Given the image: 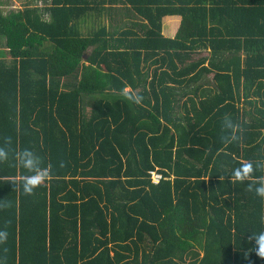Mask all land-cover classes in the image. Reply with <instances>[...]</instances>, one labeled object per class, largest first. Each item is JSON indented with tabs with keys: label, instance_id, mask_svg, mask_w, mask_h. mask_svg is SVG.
Returning a JSON list of instances; mask_svg holds the SVG:
<instances>
[{
	"label": "trees",
	"instance_id": "1",
	"mask_svg": "<svg viewBox=\"0 0 264 264\" xmlns=\"http://www.w3.org/2000/svg\"><path fill=\"white\" fill-rule=\"evenodd\" d=\"M48 10L0 7V264H264V0Z\"/></svg>",
	"mask_w": 264,
	"mask_h": 264
},
{
	"label": "crops",
	"instance_id": "2",
	"mask_svg": "<svg viewBox=\"0 0 264 264\" xmlns=\"http://www.w3.org/2000/svg\"><path fill=\"white\" fill-rule=\"evenodd\" d=\"M52 0H0V7L5 13H9L13 10H19L26 6H35L37 7L46 18L50 16L48 7L51 5ZM105 2V0H101ZM104 3L107 10H101V8H94L87 17L83 18L81 23V29L85 34H88L93 29L97 28L99 25L110 23L115 25V28L133 26L136 24H143L144 21L126 4L118 1L116 4H110V1ZM99 6H101L99 4ZM134 27V26H133ZM136 28H138L136 26Z\"/></svg>",
	"mask_w": 264,
	"mask_h": 264
},
{
	"label": "clouds",
	"instance_id": "3",
	"mask_svg": "<svg viewBox=\"0 0 264 264\" xmlns=\"http://www.w3.org/2000/svg\"><path fill=\"white\" fill-rule=\"evenodd\" d=\"M137 102H139L137 100ZM227 126L232 127L231 121H227ZM6 152H4L2 149H0V158H4L6 156ZM36 157L33 155V153L29 150H25L21 154V163L24 167L29 169H34L37 167L35 163ZM251 169V165H248L245 167V172L249 171ZM242 174L240 171L236 172V176L240 177ZM35 184L32 181H28L24 184V191L26 193H31L33 191ZM256 193L257 195L264 196V183L260 184L258 187H256ZM7 234L5 232H0V240L6 239ZM257 243L259 245L257 252L258 255L261 257H264V233H261L259 237L257 238Z\"/></svg>",
	"mask_w": 264,
	"mask_h": 264
},
{
	"label": "built area",
	"instance_id": "4",
	"mask_svg": "<svg viewBox=\"0 0 264 264\" xmlns=\"http://www.w3.org/2000/svg\"><path fill=\"white\" fill-rule=\"evenodd\" d=\"M152 177H153V179H154V181H155V182H158V181L161 179V177H162V174H161V173H158V172H155V171H153V172H152Z\"/></svg>",
	"mask_w": 264,
	"mask_h": 264
},
{
	"label": "rangeland",
	"instance_id": "5",
	"mask_svg": "<svg viewBox=\"0 0 264 264\" xmlns=\"http://www.w3.org/2000/svg\"><path fill=\"white\" fill-rule=\"evenodd\" d=\"M91 101H92V98H90V97H86V102H85V104H86V105H90V104H91Z\"/></svg>",
	"mask_w": 264,
	"mask_h": 264
},
{
	"label": "water",
	"instance_id": "6",
	"mask_svg": "<svg viewBox=\"0 0 264 264\" xmlns=\"http://www.w3.org/2000/svg\"><path fill=\"white\" fill-rule=\"evenodd\" d=\"M84 58L86 59V58H87V56H86V55H84Z\"/></svg>",
	"mask_w": 264,
	"mask_h": 264
}]
</instances>
